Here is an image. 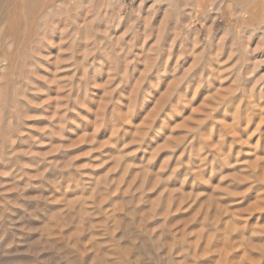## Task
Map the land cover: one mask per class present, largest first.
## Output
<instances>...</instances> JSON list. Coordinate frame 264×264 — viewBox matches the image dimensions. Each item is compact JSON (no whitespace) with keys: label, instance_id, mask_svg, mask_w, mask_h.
<instances>
[{"label":"rangeland","instance_id":"obj_1","mask_svg":"<svg viewBox=\"0 0 264 264\" xmlns=\"http://www.w3.org/2000/svg\"><path fill=\"white\" fill-rule=\"evenodd\" d=\"M0 264H264V0H0Z\"/></svg>","mask_w":264,"mask_h":264},{"label":"bare ground","instance_id":"obj_2","mask_svg":"<svg viewBox=\"0 0 264 264\" xmlns=\"http://www.w3.org/2000/svg\"><path fill=\"white\" fill-rule=\"evenodd\" d=\"M259 206V205H258Z\"/></svg>","mask_w":264,"mask_h":264}]
</instances>
